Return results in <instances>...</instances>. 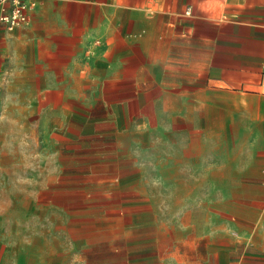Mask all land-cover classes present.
Here are the masks:
<instances>
[{"label": "crops", "instance_id": "1", "mask_svg": "<svg viewBox=\"0 0 264 264\" xmlns=\"http://www.w3.org/2000/svg\"><path fill=\"white\" fill-rule=\"evenodd\" d=\"M35 2L27 23H0V119L99 102L117 128L166 127L200 180L225 168L264 183V0Z\"/></svg>", "mask_w": 264, "mask_h": 264}, {"label": "rangeland", "instance_id": "2", "mask_svg": "<svg viewBox=\"0 0 264 264\" xmlns=\"http://www.w3.org/2000/svg\"><path fill=\"white\" fill-rule=\"evenodd\" d=\"M89 105L1 116L0 260L264 264V245H249L264 244V183L251 171L200 180L199 160L170 150L166 127L117 128Z\"/></svg>", "mask_w": 264, "mask_h": 264}, {"label": "built area", "instance_id": "3", "mask_svg": "<svg viewBox=\"0 0 264 264\" xmlns=\"http://www.w3.org/2000/svg\"><path fill=\"white\" fill-rule=\"evenodd\" d=\"M35 0H0V23L12 30L28 22V12L35 8Z\"/></svg>", "mask_w": 264, "mask_h": 264}]
</instances>
